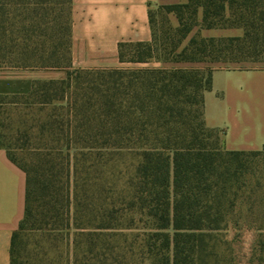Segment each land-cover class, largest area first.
<instances>
[{
    "label": "trees",
    "instance_id": "1",
    "mask_svg": "<svg viewBox=\"0 0 264 264\" xmlns=\"http://www.w3.org/2000/svg\"><path fill=\"white\" fill-rule=\"evenodd\" d=\"M166 1L150 41L119 45L121 61L161 66L77 69L70 0H0V67L67 72L0 97V118L7 98L51 106L39 127L58 144L27 165L0 139L27 173L11 264H230L224 231L264 229V148L227 149L207 125L213 67L166 66L264 61V0ZM228 28L242 34H202Z\"/></svg>",
    "mask_w": 264,
    "mask_h": 264
},
{
    "label": "crops",
    "instance_id": "2",
    "mask_svg": "<svg viewBox=\"0 0 264 264\" xmlns=\"http://www.w3.org/2000/svg\"><path fill=\"white\" fill-rule=\"evenodd\" d=\"M160 0H70L71 68L110 69L160 66L161 62L121 61L123 42L152 38L150 10ZM236 29V28H234ZM210 29L209 36L240 35ZM242 34V33H241ZM212 88L205 92L209 127L225 129L227 149L264 148V65L213 67ZM66 69L55 67H0V97L29 93L39 80L63 79ZM27 173L0 145V264H11L12 236L25 215Z\"/></svg>",
    "mask_w": 264,
    "mask_h": 264
},
{
    "label": "rangeland",
    "instance_id": "3",
    "mask_svg": "<svg viewBox=\"0 0 264 264\" xmlns=\"http://www.w3.org/2000/svg\"><path fill=\"white\" fill-rule=\"evenodd\" d=\"M177 0H167L166 2H175ZM155 16L159 22L162 15L157 11L158 6L153 8ZM173 24H177V19L173 14L169 15ZM209 31L202 30L203 35L209 36ZM225 33L241 34L242 30L239 28H231L225 30ZM264 65V61H247L244 63H168L166 66L178 67H258ZM144 66H157L153 64H146ZM161 66V65H160ZM129 67H139L131 65ZM28 101L25 103L24 101ZM38 106L31 104V99H15L7 98L4 100L1 108V126L0 139L1 142L10 149L17 160L22 164L32 165L38 164L39 149L51 148L58 144H46L45 138L40 132V123L49 119V113L52 109L46 107L42 111H38ZM221 139L224 143L225 129H220ZM225 146V144H224ZM227 244L222 249H225L226 259L230 264H264V229L259 230L255 225L242 220L239 225L231 224L224 231ZM34 238L31 237L28 241L27 248L22 252V260L26 261L29 257V251L33 245ZM227 261H223L225 264Z\"/></svg>",
    "mask_w": 264,
    "mask_h": 264
}]
</instances>
